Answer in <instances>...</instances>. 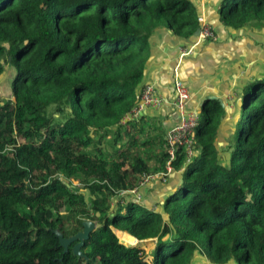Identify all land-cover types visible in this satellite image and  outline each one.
<instances>
[{"label": "trees", "instance_id": "trees-1", "mask_svg": "<svg viewBox=\"0 0 264 264\" xmlns=\"http://www.w3.org/2000/svg\"><path fill=\"white\" fill-rule=\"evenodd\" d=\"M218 14L234 31H264V0H221ZM201 16L192 0H0V78L15 72L0 99V264H264V78L241 90L227 159L224 111L208 98L197 154H177L181 182L160 211L118 197L165 170L163 124L121 123L152 37L188 40ZM86 221L83 258L64 253L53 230L69 238Z\"/></svg>", "mask_w": 264, "mask_h": 264}, {"label": "crops", "instance_id": "crops-1", "mask_svg": "<svg viewBox=\"0 0 264 264\" xmlns=\"http://www.w3.org/2000/svg\"><path fill=\"white\" fill-rule=\"evenodd\" d=\"M192 1L196 12L212 28L216 39L197 43L195 36L186 40L163 30L154 33L141 87L152 85L164 103L158 109L148 108L142 117L157 119L165 131L177 123L178 115L172 102L173 84L178 78L189 88V110L199 114L206 98L222 107L224 114L218 126L216 145L219 153L222 150L220 155L227 159L226 151L242 105L241 90L246 83L264 78V31H234L224 27L218 14L221 0ZM191 48L190 54L183 55ZM14 73L13 69L8 71L9 82ZM224 162L227 164L228 161ZM180 182V171L170 173L165 182H149L140 190V204L147 209L160 211L165 199L177 190ZM119 233L132 238L126 233ZM137 243L134 239L133 244L129 242L124 245L135 246ZM150 245L152 250L153 243ZM199 264L208 263L201 261Z\"/></svg>", "mask_w": 264, "mask_h": 264}, {"label": "built area", "instance_id": "built-area-1", "mask_svg": "<svg viewBox=\"0 0 264 264\" xmlns=\"http://www.w3.org/2000/svg\"><path fill=\"white\" fill-rule=\"evenodd\" d=\"M200 25V34L197 37V43L215 41L216 36L212 28L203 20ZM192 51L189 49L183 55H188ZM173 108L177 112L178 121L172 125L165 134V147L167 160L165 162V170L158 173L145 174L141 177L136 188L130 191H122L118 197L128 198L136 203L141 202L142 196L140 190L149 182L158 180L165 182L167 176L174 172L173 163L177 159V154L182 153L186 162H189L196 156L197 152L194 148V134L198 124L199 114L189 110L188 105L191 94L186 83L180 79H175L173 84ZM164 103L163 99L157 94L156 89L152 85H146L142 89L141 97L133 108L122 120V124L137 121L145 110L148 108L158 109Z\"/></svg>", "mask_w": 264, "mask_h": 264}, {"label": "water", "instance_id": "water-1", "mask_svg": "<svg viewBox=\"0 0 264 264\" xmlns=\"http://www.w3.org/2000/svg\"><path fill=\"white\" fill-rule=\"evenodd\" d=\"M199 34H200V27L196 30L194 36L198 37ZM206 99L204 100V102L206 101ZM94 229H95V223L90 222V221H86V222L82 223V230L77 232L75 235H73L69 238H65L63 236V234L60 233L58 230H53V233H54L55 237L58 239L60 247L63 248L64 253H66L68 248L71 245H73V248H72L73 255L78 257V258H83L81 248L83 247L84 242L88 239L90 233Z\"/></svg>", "mask_w": 264, "mask_h": 264}, {"label": "rangeland", "instance_id": "rangeland-1", "mask_svg": "<svg viewBox=\"0 0 264 264\" xmlns=\"http://www.w3.org/2000/svg\"><path fill=\"white\" fill-rule=\"evenodd\" d=\"M193 2V1H192ZM14 76V75H13ZM8 74L6 77L0 78V99L1 100H6V99H10V88H9V78H8ZM122 142H125V139L122 138ZM234 143V139H232V144ZM222 153V150H220ZM225 155V154H224ZM224 157V156H223ZM224 162V161H223ZM115 233V232H114ZM117 236V235H116ZM118 238V237H117ZM120 242V240H119ZM151 245L150 243H148L147 245H145V250L147 253H149L151 250Z\"/></svg>", "mask_w": 264, "mask_h": 264}]
</instances>
